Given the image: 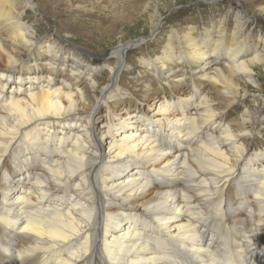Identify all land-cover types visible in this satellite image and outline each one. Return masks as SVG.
<instances>
[{
	"label": "bare ground",
	"instance_id": "obj_1",
	"mask_svg": "<svg viewBox=\"0 0 264 264\" xmlns=\"http://www.w3.org/2000/svg\"><path fill=\"white\" fill-rule=\"evenodd\" d=\"M29 9L36 11L33 0H0V264H204V256L216 264L232 245L237 253L230 264H264V165L258 166L264 156H246L238 143L247 137L246 119L235 130L220 128L221 121L213 122L215 101L206 95L191 116L187 99L150 102L155 96L148 84L138 90L150 106L148 121L141 122L114 112L100 124L92 117L93 103L82 105L73 85L55 87L49 75L41 86L27 77L25 87L8 94L7 74L21 58L45 56L42 65L51 71L67 52L53 38L38 48L37 32L25 21ZM236 18L237 26L245 14L238 11ZM221 24L200 39L177 40V54L152 60L157 76L179 82L178 65L205 69L196 78L217 90L221 101L242 97L239 80L251 79L253 67L263 64L264 46L245 60L247 42L235 33L227 39ZM209 35L211 51L203 44ZM131 46L108 52L114 63L102 89L113 86L107 96L115 93V74ZM220 56L222 67L213 65ZM71 57L67 77L75 78L86 60ZM77 123L72 144L64 147L65 133L55 146L52 134L71 132ZM216 220L222 231L217 238L206 225ZM205 226L209 232L200 233ZM162 241L178 245L167 258L156 254Z\"/></svg>",
	"mask_w": 264,
	"mask_h": 264
},
{
	"label": "rangeland",
	"instance_id": "obj_2",
	"mask_svg": "<svg viewBox=\"0 0 264 264\" xmlns=\"http://www.w3.org/2000/svg\"><path fill=\"white\" fill-rule=\"evenodd\" d=\"M33 2L36 11L29 9L25 21L37 32L38 48L43 49L50 38H53L60 44L56 47H64L67 52H61L66 54L60 56L59 62L51 71L47 66L42 65L48 61L45 56L37 58L29 53L30 56L21 58V64L7 74L8 94L15 93L19 85L25 87L29 82L27 77L41 86L49 75L55 87L61 86L63 81L73 85L74 91L82 94V105L89 107L93 103L92 117L98 119L100 124L114 112L116 114L119 112L122 116L127 113L132 114L131 117L139 119L140 122L148 121L146 111H150V106L147 102H143L138 93L146 84L155 96L150 102L157 104L158 101L159 103L164 101L165 104L170 105L179 104L182 99H187L188 107L185 113L188 112L191 116H194L195 104L202 102L207 96L215 101L212 108L218 116L213 122L217 119L221 121L220 128L226 126L232 131L238 127L241 118L246 119L247 124L243 129L248 131L244 133L247 137L240 138L238 143L245 147L246 156L252 153L264 156L262 153L264 152V61L263 64L253 67L251 79L239 80L241 87L239 94L242 97L237 96L233 103L221 101L217 90L203 79L196 78L197 75L203 76L205 69L201 71L196 67L178 65L180 67L178 75H182V78L179 82H168L165 81V77L160 79L150 65L152 60L163 56L165 52L177 54V40L186 36L200 39L206 35L207 29L213 31L220 22L227 39L235 33L239 39L247 42L244 51L246 55L244 59L247 60L257 47L264 46V0H33ZM238 11L245 14V18L236 26ZM208 37L203 44L207 48L205 50L211 51L214 38L210 35ZM120 45L132 46L123 53L120 69L115 74V93L113 96H107V92L113 91L110 89L113 86L106 92H102V89L107 86L109 67L114 63L113 57H107L108 52ZM228 45L229 43L224 46V51L228 50ZM73 52L86 61L79 66L75 78H68L67 70L72 63L67 62V58H72ZM223 55L226 57L227 54ZM64 56H66L65 60H63ZM217 59L218 62L213 65L222 67L225 59L222 56ZM61 66H64L62 69H65V72L59 70ZM80 116L83 121L88 118L84 113ZM212 125L213 123H210L206 127ZM80 126L81 123H77L71 132L58 128L59 132L51 136L56 143L55 146L59 143L56 140H59V137L65 138L67 133L70 134L69 142L66 141L63 145L68 148L75 140ZM205 137L202 136L201 140L204 141ZM261 165H264L263 158L258 162L260 168ZM34 169L36 168L29 170L34 171ZM19 188L18 186L10 196L17 194ZM59 194L57 192V195ZM70 198L68 196V199ZM245 198L247 201L250 200V194ZM19 245L17 244L16 247L18 250L21 248V244Z\"/></svg>",
	"mask_w": 264,
	"mask_h": 264
}]
</instances>
